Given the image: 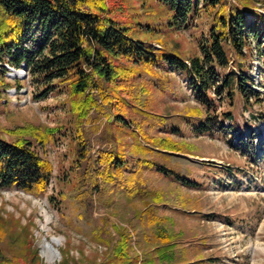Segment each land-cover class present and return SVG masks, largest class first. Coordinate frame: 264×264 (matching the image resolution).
<instances>
[{"label": "rangeland", "instance_id": "obj_1", "mask_svg": "<svg viewBox=\"0 0 264 264\" xmlns=\"http://www.w3.org/2000/svg\"><path fill=\"white\" fill-rule=\"evenodd\" d=\"M114 1L121 2L124 10L113 19L126 29L129 38L187 61L199 55V42L207 37L210 24L206 13L177 26L173 13L157 0ZM227 2L236 5V0ZM249 2L264 16V0ZM247 18L252 27L253 19L248 14ZM253 28L257 36L250 39L254 57L250 64V87L257 93L258 101L249 98V103L244 104L242 98L235 96L229 103L226 92L215 93L214 88L220 84L211 83L209 103L201 105L198 91L181 72L170 67L153 68L159 79L151 89L152 110L161 116L177 115L173 124L178 130L172 131L171 139L181 143L188 154L178 153V160L158 153L144 155L137 144L145 142H136L127 132L136 126L129 123L122 133L115 132L128 167L115 177L114 185L107 191L99 189L97 195H92L90 211L101 231L100 243L76 233L64 221L71 210L66 193L74 185L71 163L75 144L74 121L64 101L66 95L54 90L42 96L44 88L33 84L27 72L10 77L8 74L13 72L9 70L5 82L10 86L0 91V137L14 141L16 136L9 132L19 126L36 128L38 133L55 128L60 132L45 144L38 143L33 136L26 137L53 168L43 195L34 197L16 188H0V218L5 222L0 260L25 258L28 251H35L42 264H59L63 256L69 264H96L115 244L116 228L127 226L134 235L133 251L150 264H179L180 260L185 264H264V29L260 25L256 29V23ZM135 85L136 89L146 86L142 80H136ZM195 109L203 115H192L190 112ZM227 112L232 121L225 119ZM205 116L213 119L211 133L196 129ZM105 122L95 113L90 115L85 128L91 132L99 129L91 138L99 136ZM171 127L142 129L151 137H165ZM101 149L92 141L93 155L97 156ZM138 158L174 170L185 179L165 175L156 167L149 169L147 163L136 166ZM102 186L103 183L99 187ZM125 186L162 195L161 203L151 204L147 213L151 219L139 217L143 200H132L124 191ZM160 228L162 232L157 235ZM52 238L60 239L61 244L56 246L59 254L50 262L42 247ZM174 239L175 256L162 255L168 253L165 248Z\"/></svg>", "mask_w": 264, "mask_h": 264}, {"label": "trees", "instance_id": "obj_2", "mask_svg": "<svg viewBox=\"0 0 264 264\" xmlns=\"http://www.w3.org/2000/svg\"><path fill=\"white\" fill-rule=\"evenodd\" d=\"M157 1L173 13L177 26L191 23L201 12L208 15L207 37L199 42L198 56L187 61L169 51L146 48L129 38L126 29L113 19L124 10L122 3L114 0H0V91L10 86L5 82L9 68L20 70L25 66L33 84L44 88L42 96L54 90L66 95L64 101L74 121L75 144L71 163L74 185L66 193L71 210L64 221L76 233L99 243L101 231L90 211L92 195H97L99 189L107 191L114 185L115 177L128 167L115 132L122 133L129 123L136 126L127 132L136 142L139 139L145 142L137 144L144 155L158 153L178 160V153L188 154L181 143L171 139L172 131L178 130L173 124L177 115L161 116L152 110L151 89L159 79L154 67L181 72L198 91L201 105L209 103L211 83L220 84L214 88L215 93L226 92L229 103L235 96L242 98L244 104L249 103V98L258 101L257 93L250 87V64L254 58L250 39L257 36L255 23L256 29L258 25L264 29V16L249 0H236V5H229L228 0ZM247 14L253 19L252 27ZM135 78L146 86L136 89ZM92 113L106 120L99 136L93 138L99 129L91 132L85 128ZM190 113L196 117L203 115L198 109ZM224 117L232 121L230 112ZM212 120L205 116L196 129L211 133ZM145 126L152 131L172 127L165 137H151L143 131ZM58 132L55 128L38 133L36 128L19 126L9 132L16 136L14 141L0 137V188H16L34 197L43 195L53 168L26 137L33 136L35 141L45 144ZM92 141L102 148L97 156L91 153ZM143 163L149 169L156 167L165 175L185 179L157 163L136 160V166ZM101 183L103 186L99 187ZM124 191L132 200L135 197L143 200L140 218L151 219L147 213L152 202L159 204L163 200L162 195L146 188L125 186ZM4 223L0 218V237L4 235ZM116 233L115 244L96 264H150L133 251L134 235L127 226L116 228ZM176 246L175 239L169 241L165 248L168 253L162 255L173 258ZM0 264L42 262L35 251H28L25 258H3ZM59 264H69L68 259L63 256ZM179 264L185 263L180 260Z\"/></svg>", "mask_w": 264, "mask_h": 264}, {"label": "bare ground", "instance_id": "obj_3", "mask_svg": "<svg viewBox=\"0 0 264 264\" xmlns=\"http://www.w3.org/2000/svg\"><path fill=\"white\" fill-rule=\"evenodd\" d=\"M46 223H49V218L45 216ZM61 244V240L56 239V238H52L51 241H45L43 243V247H42V253L44 255L45 258H47V260H49L50 262H53L56 258V246H59Z\"/></svg>", "mask_w": 264, "mask_h": 264}, {"label": "water", "instance_id": "obj_4", "mask_svg": "<svg viewBox=\"0 0 264 264\" xmlns=\"http://www.w3.org/2000/svg\"><path fill=\"white\" fill-rule=\"evenodd\" d=\"M13 73L8 74V76L10 77H14V76H24L26 74V68L25 66H23L20 70H14V69H10ZM57 254H59L58 251H56Z\"/></svg>", "mask_w": 264, "mask_h": 264}, {"label": "built area", "instance_id": "obj_5", "mask_svg": "<svg viewBox=\"0 0 264 264\" xmlns=\"http://www.w3.org/2000/svg\"><path fill=\"white\" fill-rule=\"evenodd\" d=\"M49 183H50V181H49Z\"/></svg>", "mask_w": 264, "mask_h": 264}]
</instances>
